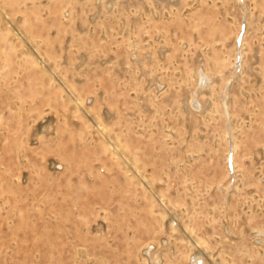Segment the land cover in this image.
<instances>
[{
	"label": "rangeland",
	"instance_id": "374dc122",
	"mask_svg": "<svg viewBox=\"0 0 264 264\" xmlns=\"http://www.w3.org/2000/svg\"><path fill=\"white\" fill-rule=\"evenodd\" d=\"M0 264H264V0H0Z\"/></svg>",
	"mask_w": 264,
	"mask_h": 264
},
{
	"label": "bare ground",
	"instance_id": "6f19581e",
	"mask_svg": "<svg viewBox=\"0 0 264 264\" xmlns=\"http://www.w3.org/2000/svg\"><path fill=\"white\" fill-rule=\"evenodd\" d=\"M240 32H241V29L238 31V33H237L235 39L238 38V37L241 39V35H242V34L240 35ZM240 39H239V40H240ZM242 41H243V39H242ZM235 42H236V41H235ZM240 46H242V43H241ZM236 58H237V57H236ZM200 73H201V72H200ZM199 75H200V74H199ZM203 75H204V77L206 76V78H208V76H207L205 73H203ZM200 80H201V78H200ZM229 149H230V148H229ZM232 151H233V149H232ZM228 154H229V151H228ZM228 154H227V159H228ZM233 159H234V155L232 154L231 162H230V163H231V169H232V170H234V166H233V161H234V160H233ZM226 161H227V160H226ZM226 165H227V168H228L227 170L229 171L230 168L228 167V162H227Z\"/></svg>",
	"mask_w": 264,
	"mask_h": 264
},
{
	"label": "water",
	"instance_id": "95a60500",
	"mask_svg": "<svg viewBox=\"0 0 264 264\" xmlns=\"http://www.w3.org/2000/svg\"><path fill=\"white\" fill-rule=\"evenodd\" d=\"M238 41H239V39H238Z\"/></svg>",
	"mask_w": 264,
	"mask_h": 264
}]
</instances>
